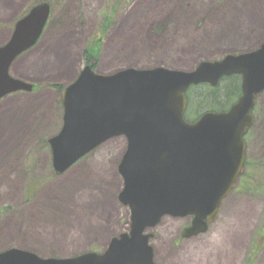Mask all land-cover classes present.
<instances>
[{"label": "rangeland", "instance_id": "obj_1", "mask_svg": "<svg viewBox=\"0 0 264 264\" xmlns=\"http://www.w3.org/2000/svg\"><path fill=\"white\" fill-rule=\"evenodd\" d=\"M4 1L7 0H0V27L7 31H13L15 23L34 6L41 3H49L50 7L52 6L48 25L52 26L51 28L57 26L59 17H61L60 20L62 17H68V21L70 18L69 27L71 29H82L87 26L80 35V43L84 39L85 44L83 47H78L79 55L75 61L77 70H83L86 66L85 46L90 38L99 34L101 26H103L102 16L113 13L112 28L104 37L95 67V71L105 73V75L129 67H142L141 69L164 67L191 71L202 61H218L228 54L244 53L256 49L264 40V0H182V3L172 1L170 8L164 13L162 7L165 5L161 0H158L159 2L155 0L150 7V2L146 7L141 4V0L138 5L139 0H128L127 3L123 2L120 5H118L119 0H20V9L16 10L18 13L15 18L13 16L15 13L11 16V20H9V15L13 9H7L10 7L4 6ZM193 12L189 31L182 32L181 30L179 38L172 39L170 44H156L149 40L151 35L163 31H165V35L175 36L176 31L169 28H178L185 22L183 16L189 13L192 17ZM174 13L175 15H173ZM130 14L138 17L136 20L139 24L135 22L133 26H140L142 23H146V27L148 26V30L140 32L142 46L134 44L130 49L121 47L120 50L116 47H107L109 34L114 33L118 23H122L125 17H129ZM225 14L226 16H224ZM145 17L146 19H144ZM164 20H166V26H169V20H171L172 24L169 28L159 26ZM138 32L139 30L135 28L132 35H139ZM182 33L183 36L185 33L190 34L184 39ZM47 41H49V30L45 31L38 45L33 48L34 50L31 49L30 53L41 48ZM189 45L193 51L189 54L183 53L186 46V50L192 49L188 47ZM44 54L43 51L39 55ZM71 56H75V53L71 52ZM46 63L49 64V56ZM72 82L56 83L47 80L38 85L35 84V86L41 87L37 92L47 94V92L53 91L54 93L52 107L46 111L50 118L45 116L43 119L49 121L46 122L49 125L47 141L44 139L47 135L45 133L39 140H34L30 136L22 144L16 140L12 144L3 141L0 145L4 153L15 155V162L11 161L15 165H9L13 166V169H17L20 163L21 166L24 165L28 160L27 157L33 160L30 166L31 172L26 175V181L21 184L22 190H17L16 197L13 195L2 197L5 200L10 198V200H1L2 202H0V212H4L0 217V225L5 224V221L7 223L9 218H12L13 221L11 236L1 238L2 241H0V248L4 250L20 248L45 258H69L87 252L103 253L113 238L129 229L130 210L118 200L123 187V179L118 174V163L126 151L125 138H114L105 142L61 176L54 174L50 146H46L44 143L46 146L44 149L45 146L42 144L43 142L48 144L49 140L57 135L63 126L61 97L64 88ZM224 84L219 85L220 106L215 108H227L239 99L236 100L233 97L227 103ZM53 86H59L61 90L58 91ZM197 89L206 95L207 91L211 93L204 86L197 87ZM198 91L192 87L186 94L187 98L192 96L193 100H196L188 102V108L189 105H192L191 110L186 114L188 121L196 120L205 111L207 99L204 95H201V100L197 99ZM200 105L203 107L195 113L193 107H200ZM253 115L254 125L245 138L247 165L242 173L237 192L224 203L220 220L225 221L227 228L230 222L237 221L235 225H238V228L235 232L241 233L243 238L247 236L246 241H243L241 252L234 253L238 250L233 247L231 239L227 240L228 230L225 232L221 228L220 233L211 236L200 235L198 238L186 240L182 237V232L189 220L166 217L160 226L149 231L153 235L151 245L154 248L155 260L158 264L192 263V251L197 255L195 260L200 256L204 257V254L207 255L208 260L204 259L203 264H247L249 257L252 264H264V93L257 98ZM33 130L34 125L32 124L21 135L27 136ZM18 156L21 158L18 159ZM5 159L1 157L0 161L4 162ZM249 176L258 177V181L255 184L250 183L253 191L252 189L244 191L243 181ZM62 185L65 188H70L69 192L74 185L71 199L66 202L58 199V196L62 195L58 191ZM88 197L96 202L94 209L88 205L86 208L84 207V199ZM106 201L108 204L110 202V208L105 207ZM36 212L42 213L43 216L36 217ZM77 214L81 216L76 217ZM237 214L238 217L234 216ZM77 218L84 224L85 229L80 228L78 222H73ZM101 235H106L105 242L100 239ZM255 243L263 247L256 256L251 254ZM223 248H225L224 251ZM229 250L232 252L228 254ZM231 258L234 260L230 261ZM195 262L194 264H202L198 260Z\"/></svg>", "mask_w": 264, "mask_h": 264}, {"label": "water", "instance_id": "obj_2", "mask_svg": "<svg viewBox=\"0 0 264 264\" xmlns=\"http://www.w3.org/2000/svg\"><path fill=\"white\" fill-rule=\"evenodd\" d=\"M50 15L48 3L37 4L0 47V100L33 91V85L12 78L10 69L36 46ZM233 75L242 77V94L229 111L186 121V93L192 86L216 87ZM263 93L264 41L249 52L200 62L191 71L129 67L102 75L84 68L62 93L63 126L49 140L52 167L61 176L105 142L125 138L118 200L130 210L129 229L103 253L45 258L10 248L0 252V264H158L149 231L164 218H193L183 231L185 239L206 233L245 169L244 137Z\"/></svg>", "mask_w": 264, "mask_h": 264}, {"label": "crops", "instance_id": "obj_3", "mask_svg": "<svg viewBox=\"0 0 264 264\" xmlns=\"http://www.w3.org/2000/svg\"><path fill=\"white\" fill-rule=\"evenodd\" d=\"M154 1L155 0H151V1L141 0V4L147 7L149 2L150 4L151 3L153 4ZM139 2L140 0L137 2V5ZM161 2L163 5H165L164 3H166V0H161ZM3 5L10 7V8L4 7L9 10L13 9L9 15V20H11V16L15 13L13 15L15 18L16 14L18 13L16 10L20 9L21 1L7 0L3 2ZM168 5L162 7L163 13L167 11V9L170 7V5L169 6ZM173 15H175V13ZM193 15L194 12L192 13V17H190L189 13L183 16V18H185V22L184 24L178 27L180 34H181V30L182 32L189 31L188 28L190 27L191 22L193 20ZM224 16H226V14ZM60 18L61 17L58 18L59 20L58 23L56 24L57 26H53L54 28H51L52 26H48L46 29L49 30V41L43 44L41 48H38L36 51L32 53H30L29 51V53L27 52L26 54L22 55L19 59H17V61L11 67L10 70L11 77L34 85L35 84L38 85L39 83H42L47 80L56 83L61 81L72 82L77 78L81 70L76 69L77 66L75 65V63L72 66L73 68L70 65H68V69L66 73L62 74V71L64 67L65 69L67 68L66 65L70 59H74V58L78 59L77 57L79 55L78 47L79 46L83 47L85 44L84 39L80 43L81 40L80 35L83 33L84 29L87 26H84L82 29L81 28L71 29L69 27L71 19L69 18L68 21V17L66 18L62 17V20H60ZM137 18L138 17L136 15L130 14L129 17L128 16L125 17L122 23L119 22L117 25V29H115L116 31L114 33L111 32L109 34L108 37L109 44L107 47H111V48L116 47L117 49L123 47L124 49H127L129 46H132L134 44L139 47L142 46L140 32H142L143 30L144 32L148 30V26L146 27V23H142L140 24V26H133L135 22L139 24L138 20H136ZM144 19H146V17ZM170 19L172 20V18ZM171 20H169V26H166L167 25L166 20L162 21L159 26L162 27L165 26L166 28H169L172 24ZM135 28L139 30L138 32L139 35H135V36L132 35ZM11 34H12V30L7 31L5 28L0 27V46H3L4 44L7 43V41L11 37ZM71 34H73V36L70 37ZM189 34L190 33H185V35L183 36L182 33V36L185 39L188 37ZM81 37L84 38L83 36ZM147 37H149V35H147ZM60 46H63L67 49L66 51L67 55H65L66 59L64 58V54L62 55L63 60L61 59V63L57 64V72L56 75L54 76L52 73L57 60L56 48H60ZM71 46H74L75 56L73 57L69 53V48ZM186 47H184L183 53L189 54L193 51V48L190 45L188 47H191L192 49L186 50ZM43 51L45 52L46 55L45 54H44L45 56L39 55ZM48 56H49V64L46 63ZM62 63L63 66L60 67ZM59 72L62 75H60ZM101 74H105V73H101ZM53 102H54L53 91H49L47 92V94H43L42 92L16 93V94H11L5 97L4 99L0 100V145L1 143H3V141L12 144L16 140H18L22 144L25 143L27 139L30 138V136L33 137L34 140H39V138H41V136H43V134L45 133H47V135L44 137V139L47 141L49 137V125L46 122L49 121L43 119L45 118V116H48V118H50V116L47 115L46 111H49L51 109ZM46 108L48 109L45 110ZM30 122L34 125V130L31 132V134L27 136H22L21 134L24 133L25 129H28L32 125ZM44 149H46V147ZM8 150H11V148H8ZM1 157L2 159H5L6 157L8 158L5 159L4 162L0 161V202H2L1 200L4 201L10 200V198L8 199L6 198L5 200L2 197H9L11 195L16 197V192H18L17 190L19 191L22 190L21 184L23 181L24 182L26 181L25 177L26 175H29V173L31 172L30 166L33 163V160L30 159V157H27L28 160L27 162L24 163V165L21 166L20 163L18 164L17 169H13L12 167L15 164H13L11 161L15 162V155L4 153L2 151V148L0 147V158ZM17 158L19 159L21 157L18 156ZM12 164L13 166L10 167L9 165ZM36 214H38V216H36ZM35 216L40 218L43 216V214L40 212H36ZM12 222H13L12 218H9L7 223L5 221L4 222L5 224L0 225V241H2L1 238H6L8 235L11 236ZM246 238L247 236H245V238L243 239L246 241ZM100 239L103 240V242H105L106 240L104 241V239H106V235H101ZM3 250L4 249L0 248V252Z\"/></svg>", "mask_w": 264, "mask_h": 264}, {"label": "trees", "instance_id": "obj_4", "mask_svg": "<svg viewBox=\"0 0 264 264\" xmlns=\"http://www.w3.org/2000/svg\"><path fill=\"white\" fill-rule=\"evenodd\" d=\"M128 0H119L118 1V5H120L121 3L123 2H126L127 3ZM113 19H114V14L113 13H107L105 15L102 16V21L101 23H103V26H101V29L99 31V34L97 35V37L93 40H91L87 46H86V50H85V60H86V66H89L91 67L93 70H95V67H96V64H97V61H98V57H99V54H100V49H101V46H102V40L104 39V37H106V35L108 34L109 32V29L111 28L112 26V22H113ZM103 30V31H102ZM103 32V33H101ZM99 37V39H98ZM101 38V39H100ZM222 83H225L224 84V95H225V101H228L230 99H232L233 97L236 98V100L240 97L241 95V77L238 76V75H234V76H231V77H228V78H224L221 80V82L218 84L217 87L213 88L207 84L205 85H202L204 86L207 90H210L211 93H209L207 91V95L202 91V93L200 91H198L197 87H195V90L198 91L196 94H198V97L197 99H200L201 100V95H204L207 99V101H205V111H227L231 105H233L234 103H232L231 105L227 106V108H215V107H219L220 104H219V97H220V94H219V85L222 84ZM54 89H57L58 91H60V87L59 86H53ZM198 87H201V86H198ZM41 87H36L35 90H40ZM222 94V93H221ZM188 100L192 102H195L192 98V96H190L188 98ZM203 101V100H202ZM192 106V105H191ZM191 106L189 105V108H188V112L191 110ZM203 106L200 105V107H193L195 110V113L199 112L200 111V108H202ZM204 111V112H205ZM187 112V113H188ZM203 112V113H204ZM199 115V113H198ZM197 115V117H198ZM202 115V114H201ZM47 146L48 144L46 142H43L42 144ZM247 165V164H246ZM258 178V177H257ZM256 178V176H249V178H246L245 181H243V189L244 191H251V182H253L254 184L258 181ZM49 179V177H48ZM253 191V189H252ZM32 192V190H31ZM33 193V192H32ZM2 214H4V212H0V217H2ZM254 245V248H253V252L251 254H254L255 256L257 254H259L262 250L263 247H260L258 246V244H253ZM252 260L248 259V262L247 264H252Z\"/></svg>", "mask_w": 264, "mask_h": 264}, {"label": "flooded vegetation", "instance_id": "obj_5", "mask_svg": "<svg viewBox=\"0 0 264 264\" xmlns=\"http://www.w3.org/2000/svg\"><path fill=\"white\" fill-rule=\"evenodd\" d=\"M172 1H175V3L177 2L178 3V1L180 2V3H182V0H166V3H164L165 5H171L172 4ZM185 1V0H184ZM168 5V6H169ZM170 8V7H169ZM170 30H174V31H176V34H175V36H171V34L170 35H165V31H163V32H161V33H158V34H153V35H151V38L149 39V40H151V41H153L154 43H156V44H159V43H162V44H164V45H168V44H170L171 43V40L172 39H177V38H179V36H180V31L178 30V28H169ZM199 29V28H198ZM178 33V34H177ZM172 37V38H171ZM171 38V39H170ZM98 39H99V37H98ZM101 39V38H100ZM102 43H103V40H102ZM262 95V94H261ZM260 96V95H259ZM258 96V97H259ZM257 97V98H258ZM256 107V106H255ZM254 111H255V109H254ZM121 159H122V157H121ZM118 164H120V162L118 163ZM240 186V183H238L237 184V186L235 187V189H234V191H233V193H231L230 195H229V197L223 202V204H222V207H221V209H220V211H219V213H218V216H217V219H216V221L214 222V223H212V224H210L209 225V227H208V231L205 233L206 235H208V236H211V235H213V234H215V233H220V229L221 228H223L224 230H225V232L228 230V232H227V240L229 239H231L230 241L232 242V244H233V247H236L237 249H238V246H242V244H243V241H244V239H243V236H242V234L241 233H238V232H235L236 230H237V228H238V225H235L236 224V222L237 221H234V222H230L229 224V227L227 228L226 227V224H225V221H220L221 220V213H222V211H223V207H224V203L230 198V197H232V195H234V193L235 192H237V189H238V187ZM234 216H236V217H238V214L237 215H234ZM185 219V218H184ZM188 220H189V223L187 224V226L185 227V229H187V228H189L191 225H192V221H193V218H191V217H189V218H187ZM237 219V218H236ZM182 220V219H181ZM225 224V225H224ZM161 225V223L158 225V226H160ZM157 226V227H158ZM214 226H216V228H214ZM156 227V228H157ZM184 229V230H185ZM183 230V231H184ZM233 231H234V233H233ZM205 234H201V235H205ZM182 237H183V232H182ZM198 237H200V235L199 236H196V237H192V238H189L188 240H191V239H195V238H198ZM185 239V238H184ZM153 240V237H152V239H151V241ZM187 240V239H186ZM200 240V239H199ZM198 240V241H199ZM226 242V241H225ZM224 242V244H226ZM155 252V251H154ZM234 252V251H233ZM102 253V252H101ZM234 253H236V252H234ZM232 259L233 258H231V260L230 261H232ZM234 260V259H233Z\"/></svg>", "mask_w": 264, "mask_h": 264}, {"label": "bare ground", "instance_id": "obj_6", "mask_svg": "<svg viewBox=\"0 0 264 264\" xmlns=\"http://www.w3.org/2000/svg\"><path fill=\"white\" fill-rule=\"evenodd\" d=\"M152 5V3L149 5V7ZM131 48V46L130 47H128L127 49H130ZM61 51V52H60ZM66 51H67V49L65 48V47H63V46H60V48H56V54H57V60H56V63H55V67L53 68V75L55 76L56 75V72H57V64H60L61 63V59L63 60V54H64V58L66 57L65 55H67V53H66ZM71 52H74V46H71L70 48H69V53L71 54ZM62 53V54H61ZM59 55V56H58ZM45 58V57H44ZM44 58H42V59H44ZM66 59V58H65ZM77 59H70L69 61H68V63H67V68L65 69V67H64V69H63V71H62V74H64V73H66L67 72V69H68V65H70L71 67L74 65V63H75V61H76ZM49 66V65H48ZM63 66V63L61 64V66L60 67H62ZM73 68V67H72ZM49 70V69H48ZM59 74L60 75H62L60 72H59ZM65 183V182H64ZM66 184H69L68 182H66ZM62 188H60L58 191H59V193H61L62 195H61V197L60 196H58V199H61V200H63V201H68V200H70L71 199V193H72V190L74 189V185L72 186V190L69 192V189L70 188H65V186L64 185H62L61 186ZM84 207L86 208V206L88 205L89 207H91L92 209H94L95 207V205H96V202H94V201H92V199L91 198H85L84 199ZM83 207V208H84ZM106 208H110V202H109V204H108V201H106V206H105ZM82 208V209H83ZM65 210V209H64ZM36 216H38V214H36ZM81 215L80 214H77L76 215V217H80ZM73 222H78L79 224H80V228H84L83 227V225L84 224H82V222H81V220L79 219V218H77L76 220H74ZM85 229V228H84ZM224 249L225 248H223V251H224ZM238 252L236 251V253L235 254H239L240 252H241V250H242V246H238ZM227 251V250H226ZM232 251L231 250H229L228 251V254L229 253H231ZM192 253V256H193V260H192V263H189V262H178L179 264H194V263H196L195 261L196 260H198V262L199 263H201L202 262V264H203V260L204 259H207L208 260V257H207V255L206 254H204V257H202L201 258V256L199 257V258H197L196 260H195V258H196V254L194 253V251H192L191 252ZM234 254V255H235ZM195 256V257H194ZM230 256V255H229ZM234 259V258H233ZM232 259V260H233ZM205 261V260H204ZM177 262V261H176ZM207 264V263H206Z\"/></svg>", "mask_w": 264, "mask_h": 264}]
</instances>
